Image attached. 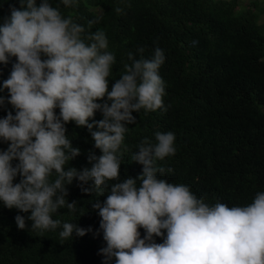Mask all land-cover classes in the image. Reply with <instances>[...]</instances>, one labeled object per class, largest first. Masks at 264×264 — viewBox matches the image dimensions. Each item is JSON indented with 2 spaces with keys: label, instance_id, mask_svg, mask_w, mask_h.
<instances>
[{
  "label": "clouds",
  "instance_id": "obj_1",
  "mask_svg": "<svg viewBox=\"0 0 264 264\" xmlns=\"http://www.w3.org/2000/svg\"><path fill=\"white\" fill-rule=\"evenodd\" d=\"M61 3L78 7V0ZM9 11L0 24V64L16 57L0 89L9 93L0 96V107L10 104L15 110V115L8 111L0 118V141L8 143L7 150H0V201L5 207L30 212L32 230L61 228V239L74 232L83 237L92 229L53 219L58 209L76 211L77 202L67 200L66 185L77 179L86 193L108 189L102 204L92 203L101 217L98 233L102 230L106 242L99 253L103 264L113 259L115 264H264V192L246 206H210L189 186L160 178L172 172L157 160L175 155L174 133L157 131L155 142L143 138L133 155L142 173L108 183L119 180L121 148L127 151L126 125L136 123L132 113L164 107L162 49L157 47L151 58H144L143 47L137 49L138 59L129 52L130 63L124 64L109 91L116 57L108 50L103 29L84 36V26L71 15L65 17L50 0L39 5L37 0H19V7L10 4ZM123 11L115 8L117 14ZM96 23L99 17L88 21L89 28ZM97 111L103 118L89 123ZM70 121L87 127L102 153L89 156V162L94 161L90 169L65 170L80 154L66 136ZM17 176L21 179L14 183ZM89 181L94 182L92 188L83 187ZM15 222L19 229L26 228L24 216L17 215ZM140 228L146 233L143 238ZM154 236L164 237L163 243H156Z\"/></svg>",
  "mask_w": 264,
  "mask_h": 264
},
{
  "label": "trees",
  "instance_id": "obj_2",
  "mask_svg": "<svg viewBox=\"0 0 264 264\" xmlns=\"http://www.w3.org/2000/svg\"><path fill=\"white\" fill-rule=\"evenodd\" d=\"M50 2L84 26V36L97 29L106 32L108 50L116 57L109 91L124 64L130 63L129 52L138 59L137 49L143 47L144 58H151L159 47L165 54L159 69L165 86L164 107L132 113L136 123L126 125L127 151L121 148L119 180L109 184L137 178L143 168L133 160L137 145L145 137L155 142L157 131H170L175 135V155L157 160V165L172 172L160 178L189 186L210 206L217 202L246 206L258 192H264V25L259 23L264 9L256 2L254 8L240 7L237 0H78L75 8L65 7L61 0ZM10 4L19 7V0H0V24L10 15ZM116 7H123V13L117 14ZM97 17L99 23L89 28L88 21ZM15 62L16 57H9L8 64H0V89ZM8 95L6 89L0 91V96ZM8 111L15 115L10 104L0 107V118ZM55 111L59 115L60 110ZM102 118L97 111L88 122ZM65 127L72 147L80 150L65 170L90 169L94 161L89 162V156L102 153L95 148L89 130L74 121ZM7 148L8 143L0 141V150ZM20 179L17 176L14 183ZM93 183L83 187L91 189ZM66 187L68 202H77L76 211L58 209L53 219L92 231L61 239V228L32 230V221L27 220L30 212L8 209L0 201V264H103L104 256L99 253L106 242L102 230L98 233L101 217L92 203L102 204L108 189L86 193L77 179ZM17 215L26 218L23 230L15 222ZM139 231L143 238L145 230ZM162 231L166 237V230ZM164 237L153 239L163 243Z\"/></svg>",
  "mask_w": 264,
  "mask_h": 264
},
{
  "label": "rangeland",
  "instance_id": "obj_3",
  "mask_svg": "<svg viewBox=\"0 0 264 264\" xmlns=\"http://www.w3.org/2000/svg\"><path fill=\"white\" fill-rule=\"evenodd\" d=\"M240 7L245 8H254L253 3H257L258 6L264 9V0H237ZM261 25H264V15L261 16L260 22Z\"/></svg>",
  "mask_w": 264,
  "mask_h": 264
}]
</instances>
